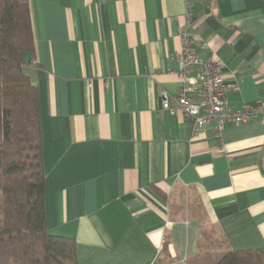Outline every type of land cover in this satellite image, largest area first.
<instances>
[{
	"label": "crops",
	"instance_id": "obj_1",
	"mask_svg": "<svg viewBox=\"0 0 264 264\" xmlns=\"http://www.w3.org/2000/svg\"><path fill=\"white\" fill-rule=\"evenodd\" d=\"M29 4L47 227L76 239L78 263L194 264L205 224L225 251H264V0ZM181 29L233 84L227 103L254 112L222 140L163 107L182 84Z\"/></svg>",
	"mask_w": 264,
	"mask_h": 264
},
{
	"label": "trees",
	"instance_id": "obj_2",
	"mask_svg": "<svg viewBox=\"0 0 264 264\" xmlns=\"http://www.w3.org/2000/svg\"><path fill=\"white\" fill-rule=\"evenodd\" d=\"M31 15L29 0H0V264H79L76 239L47 227L39 89L22 66ZM214 264H264V251L228 249Z\"/></svg>",
	"mask_w": 264,
	"mask_h": 264
},
{
	"label": "built area",
	"instance_id": "obj_3",
	"mask_svg": "<svg viewBox=\"0 0 264 264\" xmlns=\"http://www.w3.org/2000/svg\"><path fill=\"white\" fill-rule=\"evenodd\" d=\"M187 8L188 19L191 21V5L187 4ZM179 36L182 48L178 57L180 69L177 75L182 84L176 95L167 91L162 93L163 107L170 112L180 111L189 116L193 122L194 133L203 131L208 123L215 122L216 134L222 140L221 132L226 123L247 121L254 112H241L227 103L226 96L233 84L225 80L221 66L211 59L201 58L184 30H180ZM194 92H199L200 99L191 97ZM217 149L219 153L226 151L223 143Z\"/></svg>",
	"mask_w": 264,
	"mask_h": 264
},
{
	"label": "rangeland",
	"instance_id": "obj_4",
	"mask_svg": "<svg viewBox=\"0 0 264 264\" xmlns=\"http://www.w3.org/2000/svg\"><path fill=\"white\" fill-rule=\"evenodd\" d=\"M186 194V193H185ZM173 210L186 208L184 201L174 202ZM203 241L201 245V254L195 259L194 264H213L219 253L226 250L225 244L217 231L210 224L204 225Z\"/></svg>",
	"mask_w": 264,
	"mask_h": 264
}]
</instances>
